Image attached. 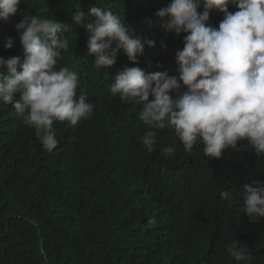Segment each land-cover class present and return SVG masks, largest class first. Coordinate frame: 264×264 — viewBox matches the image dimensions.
Listing matches in <instances>:
<instances>
[{
	"label": "trees",
	"instance_id": "1",
	"mask_svg": "<svg viewBox=\"0 0 264 264\" xmlns=\"http://www.w3.org/2000/svg\"><path fill=\"white\" fill-rule=\"evenodd\" d=\"M169 3L21 0L8 22H0V57L21 62L17 22L37 15L67 24L69 49L57 67L76 71L77 95L85 93L95 105L77 126L54 122L58 144L48 152L13 104L0 101V264H237L226 251L233 242L247 245L253 264H264V218L252 222L243 212V185L264 182V156L241 141L208 159L201 142L188 153L167 128L149 152L141 140L149 130L138 116L142 105L121 102L108 89L125 66L178 75L175 54L186 33L166 30L154 15ZM93 5L112 9L140 36L144 52L135 63L119 49L114 65L95 67L86 28ZM228 10L238 8L229 4ZM75 11L84 12L81 26L72 21ZM223 18L211 10L207 24L218 27ZM7 37L13 38L8 49ZM0 73L7 74L6 66ZM173 143L175 153L165 155L163 148ZM224 190L231 199H221Z\"/></svg>",
	"mask_w": 264,
	"mask_h": 264
},
{
	"label": "clouds",
	"instance_id": "2",
	"mask_svg": "<svg viewBox=\"0 0 264 264\" xmlns=\"http://www.w3.org/2000/svg\"><path fill=\"white\" fill-rule=\"evenodd\" d=\"M20 3L0 0V22L7 23ZM201 4L202 12L198 11ZM229 4L238 10L229 11ZM211 10L224 14L218 27L207 24ZM89 15L94 19L86 24L87 48L97 69L114 65L119 49L133 63L143 54L140 36L125 27L119 14L93 5ZM154 15L166 30L186 33L184 47L175 54L178 75L125 66L108 85L121 102L142 105L138 116L149 129L141 138L145 149L154 151L158 131L167 128L188 153L201 142L208 159L220 158L241 141L256 156H264V0H170ZM84 20V12L72 14L76 25ZM15 28L23 62L19 56L0 57V66L7 68L6 75L0 73V101L13 104L25 126L35 130L42 148L51 152L58 144L54 122L77 126L93 114L95 105L85 93L77 95V72L66 65L57 67L62 52L69 49L64 36L67 24L33 15L22 18ZM155 43L147 41L150 47ZM3 46L11 48L13 38H5ZM183 86L186 90L181 93ZM17 93L19 100H14ZM162 151L174 154L175 143ZM232 195L229 190L220 192L221 199ZM243 205L252 222L264 218V182L244 183ZM226 251L237 264H253L255 259L247 245L233 242Z\"/></svg>",
	"mask_w": 264,
	"mask_h": 264
},
{
	"label": "bare ground",
	"instance_id": "3",
	"mask_svg": "<svg viewBox=\"0 0 264 264\" xmlns=\"http://www.w3.org/2000/svg\"><path fill=\"white\" fill-rule=\"evenodd\" d=\"M173 36V35H172Z\"/></svg>",
	"mask_w": 264,
	"mask_h": 264
}]
</instances>
